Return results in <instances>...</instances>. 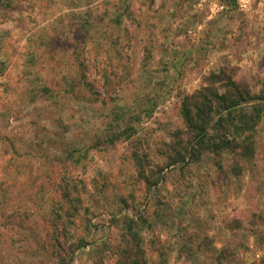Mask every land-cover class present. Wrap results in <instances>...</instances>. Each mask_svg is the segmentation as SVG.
Here are the masks:
<instances>
[{"label": "rangeland", "instance_id": "rangeland-1", "mask_svg": "<svg viewBox=\"0 0 264 264\" xmlns=\"http://www.w3.org/2000/svg\"><path fill=\"white\" fill-rule=\"evenodd\" d=\"M216 1L0 0V264H264V109L185 152L187 95L264 102V0Z\"/></svg>", "mask_w": 264, "mask_h": 264}, {"label": "trees", "instance_id": "trees-1", "mask_svg": "<svg viewBox=\"0 0 264 264\" xmlns=\"http://www.w3.org/2000/svg\"><path fill=\"white\" fill-rule=\"evenodd\" d=\"M206 90L208 92H205ZM205 91L200 90L187 95L181 107L186 128L192 133L185 152L186 154L197 152L195 154L197 157L204 151L231 147L238 135L244 136L254 130L253 122L260 118L264 109V102L250 103L249 93L242 91L240 86L231 80L223 93L212 88H207ZM242 104L251 106L252 111L249 114L244 113L242 118L235 120L234 110ZM216 138L219 140L216 141Z\"/></svg>", "mask_w": 264, "mask_h": 264}, {"label": "crops", "instance_id": "crops-1", "mask_svg": "<svg viewBox=\"0 0 264 264\" xmlns=\"http://www.w3.org/2000/svg\"><path fill=\"white\" fill-rule=\"evenodd\" d=\"M196 1H198V2H200L201 4L203 3V2H209V6H210V10H211V12H206V13H208L207 14V16L205 17V18H207V19H214L215 17L214 16H218L217 14H216V12H222L223 10H222V8L223 7H225V4L223 3V4H221V2L219 1H216V0H196ZM253 1L254 0H249V3H248V5L246 6V7H244V8H242V7H239V9L240 10H248L249 8H250V6L252 5V3H253ZM238 5V4H237ZM188 17H190V16H188ZM214 17V18H213ZM198 24V23H197ZM200 25H198L197 27H196V29H192V28H190L189 30H188V32L189 33H191V34H196V33H198L201 29H202V27L204 26V23L203 22H201V23H199ZM257 257H259L260 258V252H258L257 253Z\"/></svg>", "mask_w": 264, "mask_h": 264}, {"label": "built area", "instance_id": "built-area-1", "mask_svg": "<svg viewBox=\"0 0 264 264\" xmlns=\"http://www.w3.org/2000/svg\"><path fill=\"white\" fill-rule=\"evenodd\" d=\"M231 2L236 1V3L238 4L239 7H246L249 3V0H230Z\"/></svg>", "mask_w": 264, "mask_h": 264}]
</instances>
